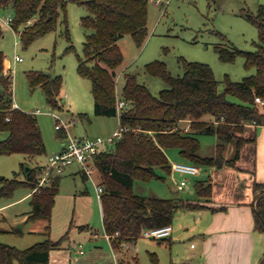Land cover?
I'll return each mask as SVG.
<instances>
[{"label":"trees","instance_id":"16d2710c","mask_svg":"<svg viewBox=\"0 0 264 264\" xmlns=\"http://www.w3.org/2000/svg\"><path fill=\"white\" fill-rule=\"evenodd\" d=\"M68 1L0 0V10H12L13 27L27 47L56 29L60 14L66 13ZM72 1L88 9L81 17V24L92 31L86 35L83 55H78V72L91 80L95 113L119 115L120 125L129 127L114 145L95 156L102 175L100 183L105 186L101 195L104 230L113 238L115 247H122L125 242L134 246L145 229L172 224L177 209L199 206L182 197L145 196L134 190L136 179L159 176L158 168L172 172L169 148H177L186 162L198 167L233 165L246 141L243 136L246 124H264V111L255 100L257 95L264 98V4H260L255 13L246 14L259 30V40L253 41L255 49L231 50L217 46L222 60L234 61L242 55L247 68L255 67L254 73L237 81L226 75L224 88L220 89L213 68L206 62L182 58L184 73L172 75L165 62L155 60L146 64V70L162 77L168 85L155 95L131 72L124 73L122 93H117V68L124 60L118 39L131 34L138 45L144 42L148 35V0ZM64 17L66 36L70 40L66 14ZM2 35L0 23V37ZM71 48L72 44L68 46ZM5 58V52L0 49V130L6 133L0 136V154H42L46 145L36 114L12 106L13 73L6 68ZM26 75L31 88H43L52 108L63 109V75L43 70H31ZM230 95L239 100H232ZM118 99L126 102L121 109H118ZM80 117L90 119L87 113H81ZM184 120L189 121L187 131L180 127ZM58 130L60 137H66L64 129ZM199 133L217 136L213 154L201 153ZM230 144H235L232 156L227 153ZM42 175L32 167L26 171L25 179H19L18 174L13 177L0 175V197L11 195L21 186L33 190L40 184ZM60 179V174L51 173L49 182L32 192V209L27 220H51ZM254 189L257 193L255 226L264 233V182L255 183ZM196 190L199 196L209 197L212 186L198 180ZM50 227L49 224L48 234ZM63 238L48 237L26 248L0 241V264H14L15 260L19 264H53L51 250L61 247ZM152 262L159 264L154 255ZM260 264H264V258Z\"/></svg>","mask_w":264,"mask_h":264},{"label":"rangeland","instance_id":"374dc122","mask_svg":"<svg viewBox=\"0 0 264 264\" xmlns=\"http://www.w3.org/2000/svg\"><path fill=\"white\" fill-rule=\"evenodd\" d=\"M260 4H264V0H170L169 3L148 0V35L144 42L138 45L131 34L118 39L124 60L117 68V93H122L124 73L131 72L153 94L158 95L168 85L162 77L146 70V64L155 60L165 62L172 75L184 73L182 58L206 62L213 68L220 89L224 88L226 75L237 81L254 73L255 67L247 68L242 55H238L234 61L222 60L217 46L231 50L255 49L253 41L259 40V30L246 14L255 13ZM10 11V8L1 9L0 16L5 17ZM87 13L85 5L69 0L66 13L62 12L58 18L56 29L35 39L27 47L22 43L20 34L0 18L3 28L0 49L5 52L12 68L13 104L17 101L20 108L36 114L46 145V151L42 154H0V175L13 177L18 174L19 179H25L26 166H31L39 174L45 172L43 167L46 169L48 166L49 156L60 151L64 141H67L66 137L59 136L56 128L59 119L55 114L70 123L68 129L73 135L106 136L112 129L119 128L117 115L95 113L91 80L78 72V55H83L86 35L92 31L81 24V17ZM65 14L70 40L66 36ZM71 44L72 48L68 49ZM17 54L23 57L21 61L15 60ZM31 70L63 75V109L50 106L41 86L30 87L26 74ZM229 97L239 100L233 95ZM37 109L41 111L36 112ZM81 113H87L90 119L81 118ZM1 136H6V133ZM198 137L202 143L201 153L213 154L218 142L217 136L199 133ZM168 156L172 164L186 162L177 148H169ZM200 169V173L188 175L174 169L167 173L158 168L159 176L149 180L136 179L134 190L145 196L195 197V182L204 177L205 173L204 166H200ZM60 175V190L50 221L46 218L27 220L32 209L31 191H37L35 189L39 185L33 189L35 191L21 186L11 195L0 197V241L26 248L48 237L53 240L64 237L61 247L51 250V263L111 262L115 252L104 230L101 200L97 191L102 175L96 170L93 178L85 179L78 163L66 167ZM182 179H187L188 183L184 189H178ZM49 224L51 227L48 234ZM80 225H89L98 235L90 237V227L82 230ZM80 243L84 253L79 252ZM156 245L157 239L141 236L134 247L116 249L123 258H129L135 251L138 264H153L151 253L156 251ZM14 264L19 262L15 260Z\"/></svg>","mask_w":264,"mask_h":264},{"label":"crops","instance_id":"0c3cea01","mask_svg":"<svg viewBox=\"0 0 264 264\" xmlns=\"http://www.w3.org/2000/svg\"><path fill=\"white\" fill-rule=\"evenodd\" d=\"M9 64L5 58V66ZM259 105L264 111V103ZM188 124V120L180 123ZM243 136L246 141L233 165L204 166V177L196 180L211 184L209 197L199 196L197 190L195 197L180 196L199 206L177 209L171 235L157 239L156 251L151 253L159 264H260L263 260L264 234L255 226L254 186L264 182V124L247 123ZM234 152L235 144H230L227 153ZM89 234H94L92 227ZM128 259L139 263L135 251Z\"/></svg>","mask_w":264,"mask_h":264},{"label":"built area","instance_id":"2783aa9c","mask_svg":"<svg viewBox=\"0 0 264 264\" xmlns=\"http://www.w3.org/2000/svg\"><path fill=\"white\" fill-rule=\"evenodd\" d=\"M157 2H167L169 3L170 0H157ZM2 21L13 27V19L14 15L13 12H9V14L5 17H1ZM23 59L22 56L16 55L15 60L16 61H21ZM7 69L12 68L6 67ZM255 100L259 103H264V98L261 96L257 95L255 97ZM126 104L125 100L123 99H118L117 105L118 109H121L124 105ZM15 107H19L18 104L15 102L14 104ZM41 109H37L36 112H40ZM57 119L59 121L56 123V128L57 129H64L66 131V138L67 141H64V144L62 146V149L51 156H49V162L48 166L45 169V172L43 173L41 180H40V185L45 184L46 182H49V176L51 173H62L66 167L70 166L71 164L78 163V166L80 168V171L83 172L88 178H93L92 175L93 173L97 170L98 167L95 163V156L98 152H100L103 149H107L110 146L114 145L123 135V133L127 130H129V127L127 126H119L112 134L102 136L98 135L96 137H90L89 135H73L69 131V126L70 123L65 121L63 118H61L58 114H55ZM9 119V117H7ZM182 130L187 131L189 130V124L180 126ZM2 132L0 130V136ZM172 169L179 171L183 174H188V175H195L199 172V167L191 162H175L172 164ZM188 183L187 179H182L180 183L178 184V189H183L185 185ZM39 190V188L35 189ZM33 190V191H35ZM105 190V186L101 184L100 182L97 184V191L98 195L101 200V195ZM173 226L172 224H166L164 226H159V227H153V228H148L145 229L142 233V236L145 237H150V238H155V239H163L167 238L171 235L172 233ZM94 235H98V232H94ZM111 246L114 250V257L113 260L107 264H132L131 259L128 258H123L119 255V250L116 249L117 247L114 246L113 244V238L108 235ZM118 235V234H116ZM131 244L128 242H125L122 244L121 248L127 249L130 247ZM80 253H84L85 250L82 247V243L80 244L79 248Z\"/></svg>","mask_w":264,"mask_h":264},{"label":"water","instance_id":"95a60500","mask_svg":"<svg viewBox=\"0 0 264 264\" xmlns=\"http://www.w3.org/2000/svg\"><path fill=\"white\" fill-rule=\"evenodd\" d=\"M30 169H31V166H26V171H29Z\"/></svg>","mask_w":264,"mask_h":264}]
</instances>
